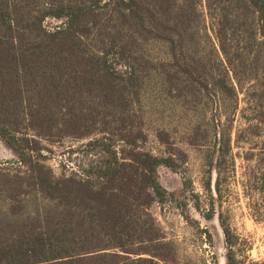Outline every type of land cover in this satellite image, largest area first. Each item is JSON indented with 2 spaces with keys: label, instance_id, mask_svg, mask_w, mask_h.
I'll use <instances>...</instances> for the list:
<instances>
[{
  "label": "trees",
  "instance_id": "trees-1",
  "mask_svg": "<svg viewBox=\"0 0 264 264\" xmlns=\"http://www.w3.org/2000/svg\"><path fill=\"white\" fill-rule=\"evenodd\" d=\"M258 45L264 0H0V139L18 158L0 167V264H177L155 208L170 197L158 170L183 163L167 129L157 139L168 152L146 148L136 106L148 81L195 108L215 97L234 105L208 164L221 194L238 87L264 63ZM66 138L102 158L55 170L44 142ZM259 190L264 198V174ZM223 225L228 264H243Z\"/></svg>",
  "mask_w": 264,
  "mask_h": 264
},
{
  "label": "rangeland",
  "instance_id": "rangeland-1",
  "mask_svg": "<svg viewBox=\"0 0 264 264\" xmlns=\"http://www.w3.org/2000/svg\"><path fill=\"white\" fill-rule=\"evenodd\" d=\"M60 25L53 19L46 22L49 29ZM259 50L264 55L263 45H258L257 55ZM260 58L262 63L254 62L247 69L252 79L238 87L232 153L221 177V194L215 188L217 173L208 164L216 157L215 134L223 129L227 132L224 115L230 114L234 105L215 97L195 108L160 86V92L154 91L155 82L148 81L147 98L136 106L145 118L149 135L146 148L168 152L157 139L158 131L167 129L175 154L183 163L175 171L167 167L158 170L160 183L170 197L165 206L155 208L167 237L176 242L177 264H228L231 248L223 223L236 243L232 248L236 259L243 264H264V198L259 190L264 174V63L263 56ZM44 145L48 147L44 151L48 163L61 172L80 171L102 158L99 153L94 156L98 151L92 152L88 140L66 138ZM0 167H18L16 154L1 139ZM209 179L212 192L205 189Z\"/></svg>",
  "mask_w": 264,
  "mask_h": 264
},
{
  "label": "bare ground",
  "instance_id": "bare-ground-1",
  "mask_svg": "<svg viewBox=\"0 0 264 264\" xmlns=\"http://www.w3.org/2000/svg\"><path fill=\"white\" fill-rule=\"evenodd\" d=\"M223 261V260H222Z\"/></svg>",
  "mask_w": 264,
  "mask_h": 264
}]
</instances>
